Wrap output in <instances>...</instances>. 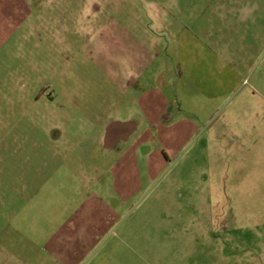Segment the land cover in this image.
<instances>
[{
  "label": "rangeland",
  "instance_id": "374dc122",
  "mask_svg": "<svg viewBox=\"0 0 264 264\" xmlns=\"http://www.w3.org/2000/svg\"><path fill=\"white\" fill-rule=\"evenodd\" d=\"M52 1L61 33L55 23L41 28L39 10L27 4L16 10L17 33L0 38L3 237L36 235L48 213H70L90 194H108L120 170L111 167L128 154L138 165L128 176L144 182L138 198L121 203L124 215L107 237H121L125 227L130 241H145L136 250L150 264H264V55L236 57L234 70L220 60L217 68H196L206 85L197 87L174 72L170 18L160 22L151 8L162 0ZM256 1L264 20V0ZM110 21L125 25L134 47L163 50L146 73L160 80L124 95L133 102L159 88L168 112L174 108L170 120H149L132 102L108 109L122 95L108 73L115 65L106 57L115 43L104 30ZM112 126L131 140L115 143ZM158 159L167 165L150 170Z\"/></svg>",
  "mask_w": 264,
  "mask_h": 264
},
{
  "label": "crops",
  "instance_id": "0c3cea01",
  "mask_svg": "<svg viewBox=\"0 0 264 264\" xmlns=\"http://www.w3.org/2000/svg\"><path fill=\"white\" fill-rule=\"evenodd\" d=\"M55 3L52 0H0V38L7 40L17 33L19 21L16 10L27 4L39 10L37 15L41 28L46 30L55 23L57 32L61 33L59 18L54 17L55 12L49 11ZM6 8L15 9L7 12ZM151 8L155 9L160 22L170 18V46L174 57H179L177 62H171L174 72L180 76L188 75V80L197 87H204L205 82L203 76L194 74L196 68H217L215 65L220 60L223 66H230L234 70L241 64L236 57L264 55V20L258 21L259 5L256 0H162V5L151 3ZM175 24L181 25L180 29ZM104 30L109 39L115 42L113 47L111 45L106 50L110 64L115 61L114 67L109 66V78L116 92L122 94L110 100L108 109H115L119 103L122 109H127L132 99L125 97L124 93H128L132 87L144 90L150 87L149 83L160 80L151 79L146 73L164 55L163 50L157 43H154L157 52L150 51L144 44L134 47L128 42L129 30L118 22L110 21ZM113 54L122 57L113 59ZM149 55L153 56L152 60L147 57ZM160 84L162 87L166 85L162 81ZM165 96L156 88L143 100L133 98L132 103H136L149 120L159 121L161 116L170 120L174 108L168 112L170 100ZM110 130V138L116 139L115 143L122 138L127 142L131 140L132 134L125 129L117 130L112 126ZM142 138H145L144 135ZM132 144L137 149L135 140ZM123 157L127 159L122 158L115 167H111L120 170L114 175V186L109 188L108 194L107 191L90 194V200L79 203L70 213H48L44 223L31 231L36 235L14 230L15 236L3 237L0 232V248H4L3 254H0V264H129V260L150 264L136 250L145 247V241H130L126 238L127 229L123 231L125 227L121 228V237L117 232L107 237L114 224L124 215L121 203L138 198L144 182L140 176H128L129 168L138 167L132 165L135 156L131 158L127 154ZM166 165L167 160H152L149 168L157 171Z\"/></svg>",
  "mask_w": 264,
  "mask_h": 264
}]
</instances>
